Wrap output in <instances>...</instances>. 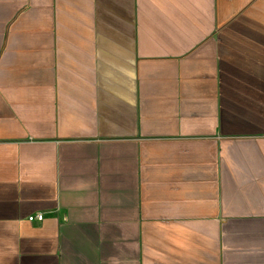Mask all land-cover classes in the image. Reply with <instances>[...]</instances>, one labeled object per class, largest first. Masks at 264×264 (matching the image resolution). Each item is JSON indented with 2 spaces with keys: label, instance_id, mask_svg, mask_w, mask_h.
<instances>
[{
  "label": "crops",
  "instance_id": "1",
  "mask_svg": "<svg viewBox=\"0 0 264 264\" xmlns=\"http://www.w3.org/2000/svg\"><path fill=\"white\" fill-rule=\"evenodd\" d=\"M0 264H264V0H0Z\"/></svg>",
  "mask_w": 264,
  "mask_h": 264
},
{
  "label": "built area",
  "instance_id": "2",
  "mask_svg": "<svg viewBox=\"0 0 264 264\" xmlns=\"http://www.w3.org/2000/svg\"><path fill=\"white\" fill-rule=\"evenodd\" d=\"M44 218L42 212H35L27 216V220L29 222H40Z\"/></svg>",
  "mask_w": 264,
  "mask_h": 264
}]
</instances>
